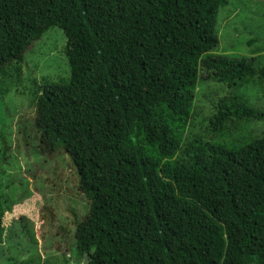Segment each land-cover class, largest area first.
I'll use <instances>...</instances> for the list:
<instances>
[{
    "label": "trees",
    "instance_id": "obj_1",
    "mask_svg": "<svg viewBox=\"0 0 264 264\" xmlns=\"http://www.w3.org/2000/svg\"><path fill=\"white\" fill-rule=\"evenodd\" d=\"M227 5V0H0V73L21 64L50 28L66 40L68 76L37 87L34 127L41 152L67 155L89 202L84 219L74 220V252L85 264H264L259 123L264 109L217 103L208 119L214 138L231 118L261 127L259 136L233 138L232 149L206 141L181 152L154 126L163 152L182 158L164 171L133 141L108 72L121 44L158 38L168 24L200 49L217 50L218 11ZM127 58L138 80L147 79L142 62ZM208 62L222 72L237 67L222 58ZM217 81L230 87L229 78Z\"/></svg>",
    "mask_w": 264,
    "mask_h": 264
},
{
    "label": "rangeland",
    "instance_id": "obj_2",
    "mask_svg": "<svg viewBox=\"0 0 264 264\" xmlns=\"http://www.w3.org/2000/svg\"><path fill=\"white\" fill-rule=\"evenodd\" d=\"M227 1L218 11L217 50L200 49L168 24L158 38L121 44L108 67L133 141L164 171L182 158L163 152L154 126H161L181 152L189 146L202 148L206 141L232 149L233 138L259 136L260 124L264 126L236 117L216 138L209 129L208 119L221 100L226 106L239 102L264 109V0ZM65 41L58 28H50L26 50L21 64L0 73V188L5 211L0 264H85L74 252V220L84 219L89 202L78 189L67 155L41 152L34 127L37 87L68 76ZM127 54L142 62L147 79L138 80ZM215 58L232 61L235 71H219L208 62ZM218 77L229 78L230 87Z\"/></svg>",
    "mask_w": 264,
    "mask_h": 264
}]
</instances>
